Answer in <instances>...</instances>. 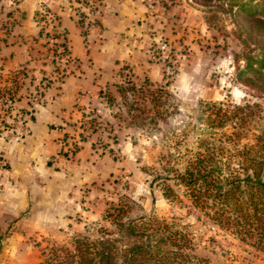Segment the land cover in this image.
Returning a JSON list of instances; mask_svg holds the SVG:
<instances>
[{"label": "rangeland", "instance_id": "rangeland-1", "mask_svg": "<svg viewBox=\"0 0 264 264\" xmlns=\"http://www.w3.org/2000/svg\"><path fill=\"white\" fill-rule=\"evenodd\" d=\"M137 1L147 8L136 20L140 31L127 35L133 38L128 61L120 62L110 89L78 96L83 111L56 140L48 165L60 177L38 179L31 172L16 185L0 150V264H40L52 248L72 249L75 239L113 237L107 214L120 203L127 208L123 221L164 220L185 232L189 252L209 264H264V252L193 209L177 178L201 140L221 130L208 127V105H263L236 79L245 55L260 57L247 13L248 7L262 8L263 0ZM70 2L89 45L104 0ZM39 21L35 58L60 75L56 69L65 72L71 60L66 34L56 30L52 14L42 13ZM48 54L58 57L57 64ZM19 72L0 73L1 145L20 143L29 134L28 122L41 103L37 88L51 81L34 79L27 91ZM263 121L248 125L242 145L253 143Z\"/></svg>", "mask_w": 264, "mask_h": 264}, {"label": "trees", "instance_id": "trees-1", "mask_svg": "<svg viewBox=\"0 0 264 264\" xmlns=\"http://www.w3.org/2000/svg\"><path fill=\"white\" fill-rule=\"evenodd\" d=\"M240 8L247 11V4L240 5ZM250 9L252 12L247 13L253 32L250 40L259 50L260 57L245 55L244 65L236 70V79L264 105V5L259 10L255 6L248 7ZM9 14L6 12L4 16ZM54 20L56 24L60 22L58 16ZM2 22L3 33L8 35L13 22ZM61 32L65 35L64 31ZM22 84H27L26 90L29 91L32 81L22 80ZM37 89L42 96L44 86ZM263 105H208V127L221 130L218 135L209 132L183 172L177 174L193 209L219 230L247 241L262 252L264 121L253 143L242 145L240 142L249 131L251 122L264 120L261 116ZM112 209L107 216L116 230L113 237L108 234V237L94 240L87 237L75 239L72 249L52 248L40 264H209L204 258L191 254L187 234L166 221H123L126 206L120 203Z\"/></svg>", "mask_w": 264, "mask_h": 264}, {"label": "crops", "instance_id": "crops-1", "mask_svg": "<svg viewBox=\"0 0 264 264\" xmlns=\"http://www.w3.org/2000/svg\"><path fill=\"white\" fill-rule=\"evenodd\" d=\"M1 2L0 67L8 73L20 74L19 70L22 71L23 80L32 81L31 88L35 80L48 76L51 81L44 87L41 103L28 122L29 134L20 143L0 144V150L10 164L16 185L31 172L36 178L60 177L59 170L48 165V161L56 155L57 138L70 132L69 124L79 116V110L83 111L76 99L81 94L94 96L110 89L108 83L119 72L120 62L129 59L127 45L140 31L141 26L136 20L144 15L147 7L137 0H104L98 9L97 22L90 31L93 42L87 45L75 21L70 0ZM6 12L10 13L8 17L4 16ZM42 13L60 18L56 30L65 32L69 45L71 60L64 66L66 71L59 69L60 75L57 76L47 61L35 58L40 50L38 30ZM4 20L13 22L8 35L3 33ZM128 34L132 36L127 37ZM33 168L35 171H31Z\"/></svg>", "mask_w": 264, "mask_h": 264}, {"label": "built area", "instance_id": "built-area-1", "mask_svg": "<svg viewBox=\"0 0 264 264\" xmlns=\"http://www.w3.org/2000/svg\"><path fill=\"white\" fill-rule=\"evenodd\" d=\"M52 28V26L50 25V26H48V28L47 29H51ZM51 41V40H50ZM67 50V47L65 46V47H61L60 48V52H64V51H66ZM47 58H50V63L51 64H54L53 63V61H55V63L57 64V60H58V57H56L55 55H51V54H48V56H47ZM59 61V60H58ZM1 72H3L2 71V69H1V67H0V73ZM43 85H44V83H43ZM43 85H41V86H43ZM41 96H36V98H40Z\"/></svg>", "mask_w": 264, "mask_h": 264}]
</instances>
